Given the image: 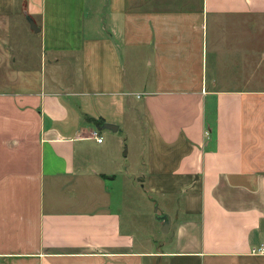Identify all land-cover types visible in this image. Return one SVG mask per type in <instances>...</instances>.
<instances>
[{
	"label": "crops",
	"instance_id": "0c3cea01",
	"mask_svg": "<svg viewBox=\"0 0 264 264\" xmlns=\"http://www.w3.org/2000/svg\"><path fill=\"white\" fill-rule=\"evenodd\" d=\"M127 120L163 242L113 210ZM263 243L264 0H0V264H264Z\"/></svg>",
	"mask_w": 264,
	"mask_h": 264
},
{
	"label": "rangeland",
	"instance_id": "374dc122",
	"mask_svg": "<svg viewBox=\"0 0 264 264\" xmlns=\"http://www.w3.org/2000/svg\"><path fill=\"white\" fill-rule=\"evenodd\" d=\"M71 75L69 74V76ZM69 80L71 81L69 78L65 82ZM126 130H128V134L125 133ZM139 132L131 122L128 124L127 120L123 131L118 133V138L121 140L120 155L123 160L117 168V181L107 184L112 193L113 210L121 211L122 217L125 220H131L135 225L125 227L133 232L139 241L154 239L157 242H163L168 234L163 233V226H160L157 218L163 213L164 206L159 198L155 200V197L149 195L142 182L145 174L143 166L145 145L140 141ZM103 134L105 144L111 143L112 139L107 136L108 131H103ZM157 209L158 211H156ZM158 247H160V243H157ZM153 249L155 250V248Z\"/></svg>",
	"mask_w": 264,
	"mask_h": 264
},
{
	"label": "water",
	"instance_id": "95a60500",
	"mask_svg": "<svg viewBox=\"0 0 264 264\" xmlns=\"http://www.w3.org/2000/svg\"><path fill=\"white\" fill-rule=\"evenodd\" d=\"M28 21L31 24L32 30L35 31V32H39V29L37 28V26H36L35 22L33 21V19H31L30 17H28ZM97 129L98 130L107 129V130H111V131L116 132L118 130V127L115 126V125H113V124H107V123H105L102 126H98ZM156 211H158V209ZM157 219H158V221L160 223L163 224V233L164 234H168L169 231H170V227H171V219H170V217L168 215H162L161 214V215L158 216Z\"/></svg>",
	"mask_w": 264,
	"mask_h": 264
},
{
	"label": "built area",
	"instance_id": "2783aa9c",
	"mask_svg": "<svg viewBox=\"0 0 264 264\" xmlns=\"http://www.w3.org/2000/svg\"><path fill=\"white\" fill-rule=\"evenodd\" d=\"M95 135H96V137H97L98 133L96 132ZM97 139H98V142H99V143H102V141H103L102 138H97ZM252 253H253V254H264V243H263V244H260V245L257 246V247H254V248L252 249Z\"/></svg>",
	"mask_w": 264,
	"mask_h": 264
}]
</instances>
